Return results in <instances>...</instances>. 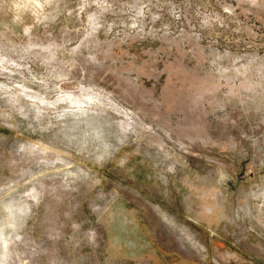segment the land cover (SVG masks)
<instances>
[{"label": "rangeland", "instance_id": "rangeland-1", "mask_svg": "<svg viewBox=\"0 0 264 264\" xmlns=\"http://www.w3.org/2000/svg\"><path fill=\"white\" fill-rule=\"evenodd\" d=\"M0 264H264V0H0Z\"/></svg>", "mask_w": 264, "mask_h": 264}]
</instances>
